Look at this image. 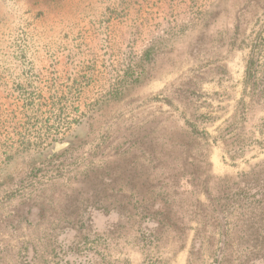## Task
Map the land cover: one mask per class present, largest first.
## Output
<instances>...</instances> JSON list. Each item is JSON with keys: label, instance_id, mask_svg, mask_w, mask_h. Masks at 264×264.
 I'll return each mask as SVG.
<instances>
[{"label": "rangeland", "instance_id": "obj_1", "mask_svg": "<svg viewBox=\"0 0 264 264\" xmlns=\"http://www.w3.org/2000/svg\"><path fill=\"white\" fill-rule=\"evenodd\" d=\"M219 253L264 264V0H0V264Z\"/></svg>", "mask_w": 264, "mask_h": 264}, {"label": "trees", "instance_id": "obj_2", "mask_svg": "<svg viewBox=\"0 0 264 264\" xmlns=\"http://www.w3.org/2000/svg\"><path fill=\"white\" fill-rule=\"evenodd\" d=\"M258 64H259L258 56L257 54H255V51H252L246 67V82L251 83L255 81ZM221 258H222L221 253H219L217 259L213 264H221V260H220Z\"/></svg>", "mask_w": 264, "mask_h": 264}]
</instances>
